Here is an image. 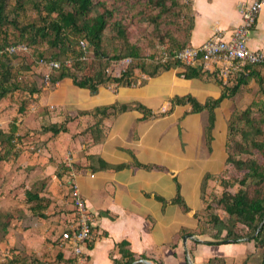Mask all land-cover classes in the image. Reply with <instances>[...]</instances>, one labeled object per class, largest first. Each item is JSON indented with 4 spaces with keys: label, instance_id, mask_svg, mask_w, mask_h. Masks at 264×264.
Listing matches in <instances>:
<instances>
[{
    "label": "crops",
    "instance_id": "crops-1",
    "mask_svg": "<svg viewBox=\"0 0 264 264\" xmlns=\"http://www.w3.org/2000/svg\"><path fill=\"white\" fill-rule=\"evenodd\" d=\"M252 1L189 0L194 24L187 46L203 44L215 36L230 38L243 22V6ZM247 42L252 50H264V0ZM232 66H211L210 71H217L222 82L186 78L182 67L177 66L132 86L101 85L95 95L69 79L57 82L50 92L43 91L45 102L40 99V103L49 105L50 111L46 106L43 109L50 114L43 111L41 119L47 114V122L66 121L67 125L66 131L48 139L46 145L52 158L46 164L54 177L52 183H65L68 193L71 182L77 183L85 203L95 214L96 237L85 249L88 264H116L115 260L125 263V248L137 257L145 256L141 259L151 264H209L210 260H215L213 264H242L247 252L255 251L245 241L241 242L246 247L240 249L235 248L241 245L239 242L205 243L213 239L203 238L199 231V214L205 207L203 179L226 166V134L223 154H218V158L214 139L210 147L207 140L206 108L186 114L191 104H179L170 114H159L172 107L171 99L175 96L190 94L201 105L219 97L225 85L240 82L238 77L243 71L236 72L235 79H228ZM249 70L245 71L244 82L236 94L216 108L218 115L223 106L221 117L226 125L232 106L245 109L264 95V66L253 68L256 72ZM116 103H141L156 115L145 118L137 105L127 111L109 110L110 114L103 118L95 112ZM199 163L202 168L197 170L194 166ZM60 164L63 166L58 175L55 167ZM120 165L124 166L117 168ZM179 190L188 210L173 202ZM66 202L71 208L70 199ZM123 241L128 245L123 246ZM228 244L235 250L228 252ZM59 249L57 257L63 264L68 261L69 252L60 245Z\"/></svg>",
    "mask_w": 264,
    "mask_h": 264
},
{
    "label": "trees",
    "instance_id": "trees-1",
    "mask_svg": "<svg viewBox=\"0 0 264 264\" xmlns=\"http://www.w3.org/2000/svg\"><path fill=\"white\" fill-rule=\"evenodd\" d=\"M17 5L12 9H8V0H0V100L7 98L11 93L20 89L17 82L12 81V57L19 56L20 54H10L7 47L19 43H27L28 45H38L40 42H47L50 48H56L59 51L45 56L43 51L39 50L40 59L47 60H60L61 66L54 69L51 74V84L57 83L64 79H69L73 84L79 88L89 89L92 95L99 92V87L106 81L118 83L122 86H132L136 81L134 78L135 70L139 68L150 77L158 75L162 71L168 70L173 67L181 66L182 74L186 78L201 77L209 79L205 75L210 71L204 70L201 66H189L183 64L181 61L174 60L166 63H149L146 58H140V49L135 44H130L126 36V28L122 21L117 16L125 14L130 11L136 4L144 5V13H148L147 18L156 24L158 28L159 44L164 45L165 50L172 53L173 51L183 49L187 46L189 34L192 30L194 19L192 16V8L190 2L186 0H16ZM144 2V3H142ZM31 4L40 14L39 24H28L20 28L18 36L13 40L10 39L11 31H14L18 26V14L20 10L25 7V4ZM141 10H143L141 8ZM14 12L15 16L12 18L10 15ZM185 17L186 22L189 24L186 28V37L181 39L179 35L171 34L170 32L162 33L159 27L161 19L167 17V22L171 21L172 17L181 16ZM106 29L117 31V37L121 43H117L115 47L119 50H113V53L108 51L110 42L107 43V37L104 35ZM15 33V32H14ZM123 42H122V40ZM151 45H156L154 50L155 55L160 51V45L155 42V36L150 37ZM82 42H87V48L81 47ZM158 45V46H157ZM90 54L92 59H81L82 56ZM94 55V56H93ZM130 56L134 62L130 63L120 75L111 77L109 68L115 62L121 61L123 58ZM63 57V58H62ZM94 57V58H93ZM72 58L73 62L66 65L65 61ZM136 63V64H135ZM263 65H246L245 70L239 74L237 84L225 85L221 95L217 98H210L204 105H201L199 100L190 95L175 96L171 99L172 107L163 112L161 115L170 114L173 107L179 104L190 103L192 108L186 111V114L197 112L200 108H206L209 112V125L207 127V140L210 147L214 139L213 129L215 128L217 114L216 108L221 105L224 99L232 97L240 88V84L244 82L245 71L248 69L250 73L256 72L253 68ZM29 66H27L28 68ZM151 67L152 71L149 70ZM92 69L94 74H87L88 69ZM54 75V73H56ZM44 80L46 70L40 72ZM108 73V74H107ZM249 73V72H248ZM222 82V81H219ZM30 95L41 91L40 88L32 87L29 89ZM42 92V91H41ZM256 103V102H255ZM260 108L253 109V105H249L246 109L232 111L227 124L228 141L226 142V164L234 166L240 176H232L230 179L223 178L221 183L224 186L223 194L217 198L216 203L223 207L228 213L229 220L226 222L218 215L213 214V224L217 229L214 240L206 241L205 243H228V242H241L243 235L251 237L254 241L255 251L247 259L256 255L262 248L259 262L257 264H264V105L257 103ZM138 107L141 109L145 118L155 116L156 114L148 106L141 103H116L110 106H102L96 109V113H100L102 118L108 115L110 111H127L132 108ZM201 108V109H202ZM24 108H22V111ZM48 114L49 111H47ZM155 114V115H153ZM231 119V120H230ZM230 121V122H229ZM66 121L53 123L48 121L42 123L39 130H35V135H46L51 133L46 140L55 138L60 132L66 131ZM17 127L14 126L9 133L0 131L1 144L7 143L10 148L14 147L13 140L16 137ZM33 133V132H32ZM33 133V134H34ZM17 150V149H16ZM18 155V152H16ZM0 159H3L0 156ZM62 164V163H61ZM60 164V167L62 168ZM120 165L117 168L123 167ZM58 175L60 173L58 172ZM213 176L212 173L205 175L202 184V198L205 193L207 181ZM237 190L231 191L230 189L236 187ZM35 199L36 203L32 205L35 211L40 210L43 206L42 200L37 192H28V200ZM204 209H212V204H207L205 198ZM173 202L179 203L186 210L189 209L180 190L173 199ZM243 225L247 230L246 234H238L234 232V228L238 225ZM4 230L7 226L4 225ZM226 231L224 236L223 232ZM234 236V240L228 241L229 237ZM123 246H127L128 242L123 241ZM123 256L127 258L125 263L115 260L116 264H141L139 260L145 256L137 257L130 249H123ZM62 257V254H59ZM71 261L75 259L70 258ZM215 260H210L209 264H213ZM222 261V260H221ZM247 264V263H246Z\"/></svg>",
    "mask_w": 264,
    "mask_h": 264
},
{
    "label": "rangeland",
    "instance_id": "rangeland-1",
    "mask_svg": "<svg viewBox=\"0 0 264 264\" xmlns=\"http://www.w3.org/2000/svg\"><path fill=\"white\" fill-rule=\"evenodd\" d=\"M16 5V0H8V9H12ZM141 8L143 10H141ZM20 12V15L18 14L16 17L19 20V26L14 31H11L10 41L18 36L20 28L23 26L35 23L36 25L39 24L41 13L31 4H25V7L21 9ZM144 12H146L144 11V5L136 4L130 11H127L125 14H120L117 17L126 28L128 42L139 47L141 53L140 58L142 60L146 58V62L156 64L158 63L154 58L156 54L151 55L155 53L154 50L156 49V45L150 44V37L155 36L157 41L155 43H158L160 47L164 45L159 44L161 43L158 41L160 31H158V28L156 29V24L149 20L147 18L148 13ZM183 15L184 14L172 17L174 21L171 22L173 23L167 22V17L164 15L159 25L161 32L165 33L168 31L176 35L181 33V39H185L186 28L189 24L186 22ZM10 16L13 18L15 16L14 12H12ZM117 34V31H111L110 29H106L104 33L107 37V43L110 42L108 51L111 53H113V50L117 51L120 49L117 46L115 47L116 42L121 43ZM39 50L43 51L45 56L59 51L56 48H50L49 44L43 41L37 46L32 45L30 52H22L19 56L12 57V81L17 82V84L20 85V89L9 94L7 98L0 100V131L9 133L12 127H17L16 137L13 140V148H10V145L7 146L6 142L3 144L0 142V156L3 158L0 159V264H60V260L57 257L60 251L59 239L62 231L65 230L75 218V216H71L75 207L71 202L72 197L68 195L67 188H65V183H59V181H54L52 183L54 178L53 174L47 170L46 164H48L49 160L52 158L49 157L50 150L47 151L49 147H46L48 142L45 138L46 136H37L34 133L35 130L40 129L42 121L47 123L48 120L47 114L43 116L45 117L43 120L40 117L41 113L45 111L43 107L47 105V103H44V105L40 103V99L45 102L43 99V91L45 93L50 92L56 85V83H52V85L46 86L47 84L42 78L43 75H41L40 72H43L45 68L38 62L40 60ZM86 58L90 60L92 56L88 53L86 54ZM71 60L73 61V59ZM137 61L138 60L132 61L131 63L133 64ZM129 65L130 64L125 65V68ZM27 66L29 67L27 68ZM238 66H232L229 72L230 74L227 73L229 80L237 77L238 74L236 72L245 70L244 66ZM122 69V66L116 62L110 66L109 73L111 77H115L123 72L121 71ZM149 70L152 71L151 67ZM206 70L210 71L208 69ZM86 72L87 74L96 73L91 68ZM56 74L57 72L54 73V75ZM148 76V73L137 68L134 74L136 80L134 84L141 81L144 82ZM205 76L214 80H223L217 71H210ZM113 83L115 82L108 80L102 85H111ZM116 85L119 84L117 83ZM32 87L40 88L42 92L40 91L30 95L29 89ZM46 88H49V90ZM260 100H262V103ZM253 102L249 105H253V109L257 110L260 108L257 103L264 105V95H260V97ZM22 108H24L23 111ZM46 108L49 109V105L46 106ZM231 109L232 111H236L237 109L238 111L243 110L235 106H232ZM223 113L224 109L222 106L218 110L217 123L215 124V127H217L216 129L214 128L215 134L213 133L215 145L214 152L218 158L221 157L218 154H223L225 134L226 140L228 141V135L225 133L227 132L225 129L227 125L224 122L223 116L221 117ZM50 134L51 133L47 134V137ZM16 152H18V155ZM214 163L217 164L216 162ZM194 167L198 170V168H202V165L199 163ZM60 168V165L59 167H55V169H57L56 172H59ZM240 175L241 173H239L234 166L226 164L220 172L213 174L209 182L207 181L203 198H205L207 204H212V209H210V211L204 209L199 214V231L201 234H204L202 235L203 238L214 240L215 233L217 232L213 224L211 212L218 215L226 222L229 220L228 213L222 206L216 203L217 198L224 192V186L221 183L222 179H230L232 176ZM237 188L238 185L230 190L233 192L237 190ZM28 192L39 193L40 197L44 198V200H42L44 207L38 211L32 209V205H34L36 201L35 199H31V201L28 200ZM68 199H70V203H72L71 208L66 202ZM72 209L74 210L72 211ZM4 225L7 226L6 231L4 230ZM234 232L247 235V230H245L241 224L234 228ZM225 234L226 231L223 232L222 236ZM234 238L236 237H229L227 242L234 240ZM241 240L246 243L249 242V248L254 250L255 244L254 241L251 240V237L243 235V239ZM239 244L241 245L235 248L240 249L246 247L243 242H239ZM235 248H232V246L228 244V252H230V250H235ZM261 253L262 248L256 255H252L247 262H245L247 259L246 257L242 264H257L256 262H259ZM249 254H251V251L247 252L246 255L249 256Z\"/></svg>",
    "mask_w": 264,
    "mask_h": 264
},
{
    "label": "built area",
    "instance_id": "built-area-1",
    "mask_svg": "<svg viewBox=\"0 0 264 264\" xmlns=\"http://www.w3.org/2000/svg\"><path fill=\"white\" fill-rule=\"evenodd\" d=\"M262 3L263 0H253L249 4L243 6V22L234 29L230 38L222 39L216 36L211 37L203 44L197 46L188 45L172 53L165 50L164 46H161L160 51L154 56L155 60L158 63L178 60L185 65L201 66L204 70H210L211 66L213 68L219 64H225V66L239 65L238 67H243L248 64L263 65L264 50H252L247 42L249 34L256 24L261 12ZM81 47L86 49L87 42H82ZM30 50L31 46L24 42L7 47V51L10 54H21L22 52H30ZM71 59L72 58H68L65 64L71 66L73 62ZM81 59H86V56H82ZM132 61L133 58L127 56L117 63L122 66L123 69L121 71H124L125 65L130 64ZM38 62L43 65L46 70L44 81L47 84L46 86H48L51 84L52 71L60 68L61 61L40 59ZM68 195L72 197L71 202L74 203L75 218L71 224L62 231L59 239V245L69 252V259L63 264H88L85 249L96 237L94 229L95 214L85 203L86 200L81 195L77 183L71 182ZM70 258L75 259V261H71Z\"/></svg>",
    "mask_w": 264,
    "mask_h": 264
},
{
    "label": "water",
    "instance_id": "water-1",
    "mask_svg": "<svg viewBox=\"0 0 264 264\" xmlns=\"http://www.w3.org/2000/svg\"><path fill=\"white\" fill-rule=\"evenodd\" d=\"M191 236V235H190ZM187 237V236H186ZM141 263H143V264H151V262L150 261H148V260H146V259H141V260H139ZM136 263V262H135ZM135 263H133V264H135Z\"/></svg>",
    "mask_w": 264,
    "mask_h": 264
},
{
    "label": "clouds",
    "instance_id": "clouds-1",
    "mask_svg": "<svg viewBox=\"0 0 264 264\" xmlns=\"http://www.w3.org/2000/svg\"><path fill=\"white\" fill-rule=\"evenodd\" d=\"M186 2H189V0L188 1H186ZM212 71H214V70H212ZM49 86V85H48Z\"/></svg>",
    "mask_w": 264,
    "mask_h": 264
}]
</instances>
